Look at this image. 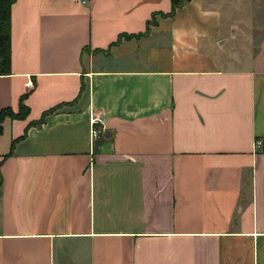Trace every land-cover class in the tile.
<instances>
[{"label": "crops", "instance_id": "0c3cea01", "mask_svg": "<svg viewBox=\"0 0 264 264\" xmlns=\"http://www.w3.org/2000/svg\"><path fill=\"white\" fill-rule=\"evenodd\" d=\"M245 1L14 2L0 264H264V38Z\"/></svg>", "mask_w": 264, "mask_h": 264}, {"label": "trees", "instance_id": "16d2710c", "mask_svg": "<svg viewBox=\"0 0 264 264\" xmlns=\"http://www.w3.org/2000/svg\"><path fill=\"white\" fill-rule=\"evenodd\" d=\"M16 0H0V75H4L10 69L11 64V9L12 5ZM190 0H172L173 9L171 17H174L177 13V10L180 9L185 3ZM23 114L18 115L17 117H26L27 110L24 109ZM14 115L6 109H0V135L3 131V122L6 117ZM46 119V116L42 119L43 123Z\"/></svg>", "mask_w": 264, "mask_h": 264}, {"label": "rangeland", "instance_id": "374dc122", "mask_svg": "<svg viewBox=\"0 0 264 264\" xmlns=\"http://www.w3.org/2000/svg\"><path fill=\"white\" fill-rule=\"evenodd\" d=\"M242 1H245V0H242ZM241 7H242V9L247 8V10H246L248 12L247 13L248 17L247 18H250L249 20L247 18L242 19V24L241 25L244 26L243 29L246 28V24H247V27L249 28L248 30H250L249 32H252L253 30L254 31L258 30V28L255 27V26L258 25V21L256 20V18L260 17V27H259L260 28V30H259L260 34L257 37L255 36V39L257 41H259L262 38H264V0H246L244 6H241L240 2H238V3H236L234 5V8L238 9V11H241ZM156 22H157V19H154L152 21V23L150 25L151 26L150 29L155 26ZM251 22H253L252 25L249 24ZM253 52H252V54H253Z\"/></svg>", "mask_w": 264, "mask_h": 264}, {"label": "built area", "instance_id": "2783aa9c", "mask_svg": "<svg viewBox=\"0 0 264 264\" xmlns=\"http://www.w3.org/2000/svg\"><path fill=\"white\" fill-rule=\"evenodd\" d=\"M83 3H86V1H84ZM98 119L93 117V114L91 115L90 118V125H91V136L92 138L97 137L98 131L95 129V126L98 124Z\"/></svg>", "mask_w": 264, "mask_h": 264}]
</instances>
